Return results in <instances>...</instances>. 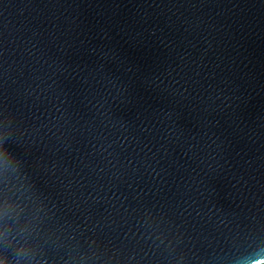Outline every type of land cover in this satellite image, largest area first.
<instances>
[{
  "label": "water",
  "instance_id": "1",
  "mask_svg": "<svg viewBox=\"0 0 264 264\" xmlns=\"http://www.w3.org/2000/svg\"><path fill=\"white\" fill-rule=\"evenodd\" d=\"M264 257V0H0V260Z\"/></svg>",
  "mask_w": 264,
  "mask_h": 264
},
{
  "label": "clouds",
  "instance_id": "2",
  "mask_svg": "<svg viewBox=\"0 0 264 264\" xmlns=\"http://www.w3.org/2000/svg\"><path fill=\"white\" fill-rule=\"evenodd\" d=\"M0 264H36V258L32 255L31 251L24 245H20L16 250L15 257H9L7 254ZM251 264H264V257L259 261H252Z\"/></svg>",
  "mask_w": 264,
  "mask_h": 264
}]
</instances>
